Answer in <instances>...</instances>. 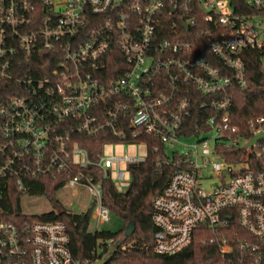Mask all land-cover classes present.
<instances>
[{
	"label": "built area",
	"instance_id": "2783aa9c",
	"mask_svg": "<svg viewBox=\"0 0 264 264\" xmlns=\"http://www.w3.org/2000/svg\"><path fill=\"white\" fill-rule=\"evenodd\" d=\"M248 51L264 53V0H0V190L51 177L108 223L104 182L130 184L151 137L175 169L155 251L196 239L216 247L206 264H264V117L232 122ZM105 133L146 155L92 159L75 140ZM69 244L60 222L0 220V264H74Z\"/></svg>",
	"mask_w": 264,
	"mask_h": 264
},
{
	"label": "trees",
	"instance_id": "16d2710c",
	"mask_svg": "<svg viewBox=\"0 0 264 264\" xmlns=\"http://www.w3.org/2000/svg\"><path fill=\"white\" fill-rule=\"evenodd\" d=\"M263 58L264 53L259 51H248L243 56L250 89L244 93L235 90L232 106V122L240 128L253 118L264 117ZM24 67L21 66L22 69ZM75 140L88 150L92 159L102 154L104 146L116 142L107 133L90 138L77 136ZM141 141L147 143V158L144 163L129 168L131 182L127 190L118 191L111 180H106L103 185V204L121 222L117 230L90 231L93 208L80 214L69 212L57 197L63 184L51 177L28 180L25 194L9 188L0 190V220L21 223L25 219L28 222L40 220L64 224L70 237L69 248L74 264H91L97 258H107L106 264H206L215 257L216 247L202 245L196 239L175 255H161L155 251L157 228L153 223V203L163 195L175 169L165 163L164 147L158 140L143 137ZM258 163L264 165V159ZM25 196L44 197L50 204V211L21 217ZM130 221L135 223L136 230L126 238L125 230ZM110 240L114 241L113 249L106 244Z\"/></svg>",
	"mask_w": 264,
	"mask_h": 264
},
{
	"label": "rangeland",
	"instance_id": "374dc122",
	"mask_svg": "<svg viewBox=\"0 0 264 264\" xmlns=\"http://www.w3.org/2000/svg\"><path fill=\"white\" fill-rule=\"evenodd\" d=\"M264 67V65H263ZM104 156H124L125 154L132 157H144L146 155V149L144 146H106L103 152ZM129 180L126 174V180L124 183L116 184L117 190L120 192H125L128 188ZM77 190L76 194L74 191ZM58 200L63 203L65 208L74 214H80L86 212L90 208V197L88 193L80 188L66 187L57 193ZM22 211L28 215H41L42 213L50 211L51 207L49 202L44 197H24L22 199ZM111 220L108 223L99 224L94 213L90 220V231L94 232L96 229H108L117 230L120 225L119 219L111 215Z\"/></svg>",
	"mask_w": 264,
	"mask_h": 264
},
{
	"label": "water",
	"instance_id": "95a60500",
	"mask_svg": "<svg viewBox=\"0 0 264 264\" xmlns=\"http://www.w3.org/2000/svg\"><path fill=\"white\" fill-rule=\"evenodd\" d=\"M263 138V135H259L258 137L254 138L251 142H250V145H253L255 142H257L258 140L262 139ZM136 230V225L134 222L130 221L127 226H126V230H125V237L128 238V237H131L134 232ZM118 245H116L115 247H117ZM108 262V259L105 258L99 262H97L96 264H106Z\"/></svg>",
	"mask_w": 264,
	"mask_h": 264
},
{
	"label": "crops",
	"instance_id": "0c3cea01",
	"mask_svg": "<svg viewBox=\"0 0 264 264\" xmlns=\"http://www.w3.org/2000/svg\"><path fill=\"white\" fill-rule=\"evenodd\" d=\"M74 192H75L76 194L78 193L77 190H75ZM90 208H92V207H91V202H90ZM90 208H89V209H90ZM89 209H87V210H89ZM82 213H83V212H82ZM119 226H121V222H120V225H119Z\"/></svg>",
	"mask_w": 264,
	"mask_h": 264
}]
</instances>
